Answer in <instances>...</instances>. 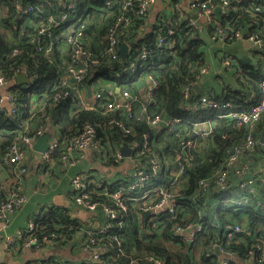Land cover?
Segmentation results:
<instances>
[{"label":"trees","instance_id":"1","mask_svg":"<svg viewBox=\"0 0 264 264\" xmlns=\"http://www.w3.org/2000/svg\"><path fill=\"white\" fill-rule=\"evenodd\" d=\"M71 2L73 7H67ZM125 2L0 0V74L15 81L19 73L26 71L29 78L27 84L20 85L15 81L9 89L16 98V112L0 108V165L9 169L10 177L6 180H9L10 187L14 185L9 192L10 189L0 183V204L13 191L22 193L18 189L21 178H16L15 166L7 164L6 157L13 143H21L20 131L26 124L34 128L28 132L29 135H34L38 127L59 131L58 146L52 154L55 159L66 152L70 139L89 124L96 130L94 142L105 153L107 165L116 163V154L122 151L123 146L131 147L138 143L131 154L134 159L131 170H142L146 179L134 190L130 189L131 181L126 177L117 182L91 181V196L98 202L94 215L100 221L98 227L85 226L72 215L70 207L50 206L33 215L29 222H33L36 228L30 235H56L44 247L59 245L63 248L73 240L71 246L82 255L81 260L74 264H129L135 258L144 262L145 257L150 255L161 257L165 264H221L225 251L233 252L236 257L229 264H264V113L254 122L238 124L231 118L220 117L219 114L225 111L222 109L202 108L196 112H185L181 106L185 100L184 87L191 83L193 89L188 102H196L206 94L219 102L232 100L237 108L251 106L252 102L246 100L259 95V83L264 77V10H256V6L264 0H229L218 16L221 23H211L214 40H220L221 35L226 34L225 41H231L239 33L248 39L256 36L261 41L260 47L255 44L254 53L259 57L255 62L237 68L233 60H229L230 65L226 64L228 59L223 60L225 66H232L238 71L237 87L219 83L220 91H196L194 88L197 83L195 76L202 68L208 67L205 55L207 42L199 35L198 23L192 26L188 19H162L141 36L147 14L136 13V0L132 1L128 10L124 9ZM210 3L214 7L222 6L223 0H211ZM30 7L33 8L31 11L28 10ZM62 14L67 15L68 22H60ZM121 16L128 17L130 24L118 27V56L112 59L106 35ZM169 23L176 24V31L170 35L166 34ZM82 24L85 26L81 30L82 35L76 37L77 43L92 52L89 63L98 60L97 68L95 65L88 66L89 76L84 81V87L103 95L98 106L92 109L78 105L75 85L63 84L71 69L82 68L72 60L78 45L68 41L70 35L77 34L75 31ZM42 28L44 32H41ZM160 34L167 36L162 46L158 45ZM122 42L131 47L126 60L120 56ZM144 49L148 50V54L142 57ZM150 78L158 83L152 103L146 101V86L142 89L138 84L139 80L147 82ZM116 88L126 90L135 97L133 117L130 119L122 109L107 112L104 107L118 98ZM110 91L113 95L109 94ZM34 103H37L36 107ZM157 115L164 118L182 116L184 120L176 123L172 131L167 128L155 130L149 121ZM195 119L212 120L214 144L210 143L211 147L201 154L193 153L198 166L186 165L184 175L188 181L184 188L175 191V217L170 218L172 214L169 212L156 215L163 222L153 227L151 217L144 215L145 204L141 198L155 188L172 189L170 183L177 170L175 157L181 151L187 133L192 131ZM118 122H123L124 128ZM145 135H149L148 139ZM249 135L254 139L252 148L245 146ZM235 147L240 149L237 165L229 171L226 183L218 185L216 171L227 168L228 159L236 153ZM155 155L160 162L156 172L151 164ZM243 167L247 171L239 173L238 170ZM202 179L209 182L207 187H201ZM249 180H252L251 184L247 183ZM245 183L246 186L242 187ZM118 189L123 190L125 209L111 197V193ZM76 194L74 188L71 201ZM223 200L229 202L224 203ZM104 205L113 207L118 217H107L102 209ZM108 223L113 224L112 231L118 235L120 243L112 242L109 233L106 234L102 243L109 242V246L114 248L104 253L99 261L92 262L83 250L88 231H98ZM188 223L204 224L203 231L197 233L191 243L185 236L176 235L175 231L177 226L185 228ZM236 224L246 231L237 233L230 240V227ZM28 237L26 232L23 237L17 238L9 251H14L16 247L25 249ZM216 242L221 244L224 254L212 248ZM115 252L121 255H115ZM45 262L67 264L59 263L54 257Z\"/></svg>","mask_w":264,"mask_h":264},{"label":"built area","instance_id":"2","mask_svg":"<svg viewBox=\"0 0 264 264\" xmlns=\"http://www.w3.org/2000/svg\"><path fill=\"white\" fill-rule=\"evenodd\" d=\"M133 0H126L124 9L128 10L129 6H132ZM156 0H136L137 2V11L136 13L139 15H148L151 6ZM190 1V7L196 11L198 14L206 16L207 19L212 21V19L215 16V8L210 1L211 0H189ZM111 0H108V3H110ZM229 4V0H223L222 8L226 7ZM17 5L21 7L20 2L17 1ZM73 3H68L67 7L72 8ZM33 8H28L29 11H31ZM257 11L264 10V2L258 6H256ZM190 21V24L192 26H197V19L196 18H190L188 19ZM69 18L66 14L60 15V22H68ZM130 24V19L126 16H121L118 18L117 23L109 28L108 33L106 35V38L109 42V53L112 57V59L116 58L117 50L116 47L119 44V34H118V27L121 25L123 27H127ZM84 24L80 25L75 31L77 33L76 35H70L68 41L71 44H76L77 40L76 37L82 35V29L84 28ZM217 27V26H216ZM45 29L42 28L41 32H44ZM176 31V24L169 23L166 27V34H173ZM162 33V30H161ZM236 35H239V33H236ZM167 36H164L162 34L159 35V41L158 45L162 46L165 43ZM227 38L226 34L221 35L220 40L225 41ZM250 40L253 41L257 46H261V41L257 39L256 36H251ZM49 51V49L47 50ZM148 54V50L144 49L142 52V57L146 56ZM92 56V52L89 50H84L81 46L78 45L77 49L75 50L72 60L73 63L76 65H81L82 68L79 69H71L70 76L64 80L63 84H69V85H75L74 91L75 94L79 97L78 105L81 108L84 109H92L98 106L99 102L101 101V98L103 97L101 92L97 93H89L88 89H85L84 87V81L88 78L89 72H88V66L89 65H95L97 68L98 66V60L94 59L91 63H89L88 59ZM231 61H226V64L230 65ZM98 71V69H97ZM209 72L208 67L202 68L199 74L195 76V79L198 82L202 81V77L206 75ZM73 79L77 80L74 81ZM13 81H10L5 77V75L0 74V108L5 109L9 108L12 113L16 112V98L11 95L9 89L12 86ZM146 83V101L154 102L152 95L155 91V88L157 87V81L155 79L150 78L149 81ZM260 93L256 98L253 99H247L246 102L251 103V106L249 108H237L235 104L232 102V100H222L218 101L213 98H211L209 95L204 94L199 98L196 102H188V98L191 96V91L193 89V85L187 84L184 87L183 93H184V102L181 105L182 110L185 112H196L202 108L206 109H222L225 110L221 114H219L220 117L223 118H231L232 120H236L238 124L242 123H251L256 120H258L262 114L264 113V77L260 81ZM6 89V92H2V90ZM116 93L118 94V98H115L113 101H109L104 107L107 112H113L118 109H122L123 113L126 115L127 118L133 117V110H134V102L135 97L131 96V94L126 90H121L120 88H116ZM110 95H113V92H109ZM92 98V99H91ZM91 99V100H90ZM184 120V117L180 116H173V117H167L164 118L160 115L155 116L154 118L150 119L149 123L150 126L153 129H161V128H167L168 130H174V125L176 123H180ZM211 119L207 120H201V119H195L193 122V129L191 132L187 133V138H185L182 141V148L181 151L176 155V163H177V170L174 172L173 180L170 183V188H155L151 192L146 193L144 196H142L141 199L144 200V215L147 211L151 212V220L153 221L152 226L158 227L163 221L158 220V217L156 215H161L163 213L169 212L171 215L170 218L175 217L173 215L175 213L176 203H175V191H178V189L184 188L188 181V177L184 175L186 165H189L191 167L198 166V161L193 157V153L201 154L203 150H208L210 146V143L214 144V140L212 138V135L214 133V127L211 124ZM120 127L124 128L123 122L117 123ZM253 126V125H252ZM34 128L30 126V124H26L24 129L20 131V142H15L9 147V151L7 153L6 157V163L15 166L14 175L16 178H23L24 174L29 171V167L26 165V159L27 154L31 150H34V144L38 137L42 134H44L47 131L46 127H38L36 131H34V135H29L28 132H31ZM96 136V130L91 125H86L81 132L73 136L70 141L69 145L66 149V152H64L59 158H53L52 154L55 151L56 147L58 146V140L59 138L51 137L50 140V147L45 152L42 153L41 157L44 162V164L49 166H54L57 162V160H60L59 164L62 166H75L83 161L84 149L91 148L95 145L94 138ZM149 135H145V139H148ZM147 143H145L146 145ZM254 144V139L251 135L247 137V141L245 143V146L247 148H252ZM138 146V143H135L134 146H131L132 148L131 154ZM236 148V153L233 154L227 161V168L222 170L216 171V178L217 182L216 184L224 185L228 178V173L234 166L237 165L238 162V153L240 152L239 147ZM74 151H79V153H74ZM131 154L129 156H125L123 152H117L116 154V163L121 162L122 160L126 158L130 159L131 165L134 159L131 157ZM152 170L156 172L160 167V162L158 159V156L155 155L152 160ZM247 171L246 167H243L241 170H238L239 173H245ZM126 179L131 181L130 189L134 190L136 189L140 183H142L146 179V175L142 170H131L130 169L126 172ZM102 175V174H101ZM97 180H103L106 182L101 176V179L98 177L95 178L94 181ZM92 180L88 177L87 174L84 173H77L72 178V184L73 187L77 190V194L74 196V203L90 212L93 216L96 215V212L98 210V202L94 201L91 196V190L89 189V184ZM248 184L252 183V180H249L247 182ZM243 184L242 187H245L246 184ZM209 185V182L206 179L201 180V187H207ZM111 197L116 200L118 205L125 209V203L123 198V190L118 189L116 192L111 193ZM27 201V197L24 193H21L19 191H13L10 196L3 201L0 204V238L4 240L5 248L7 251H9L10 246L15 243L17 238H21L24 236L26 232L29 233V237L25 241V249L26 248H33L37 250L44 249V244H47L52 241L54 237H56L55 234L49 235V234H43V236L39 237L35 233L33 235H30L35 230V224L33 222H29L24 228L19 230L15 234H8L7 228L11 224V216L13 212L20 208L25 204ZM224 203H228L229 200H223ZM237 202V201H235ZM241 204V202H237ZM105 214L109 218H117V212L116 210L108 205H104L102 207ZM121 226V225H120ZM186 227L177 226L175 228L176 235L185 236L188 241L194 240L197 233L199 234L204 229V224H195V223H188L185 225ZM33 230V231H32ZM113 224L108 223L105 226H102L98 231H88V239L84 242L83 250L88 253V256L92 262L99 261L101 256L104 253L110 252L111 248H114V246H109V242L102 243V240L105 238V235L109 233V237L111 238V241H119V237L117 234L113 233ZM147 230H150V227H147ZM246 229L236 224L234 226L230 227L229 231V239H234L235 235L237 233L245 232ZM188 233V235L186 234ZM101 241V242H100ZM217 247H220L222 254H224V249L222 248L220 243H213L212 248L217 250ZM261 249V247H260ZM217 252V251H216ZM226 254H224V258L221 261V264H229L231 261L235 260L236 257L233 252L231 251H225ZM221 254V255H222ZM115 255H121L119 252H115ZM129 264H165L164 260L161 257L150 255L145 257L144 262H139L136 258L132 259ZM242 264H248V263H242Z\"/></svg>","mask_w":264,"mask_h":264},{"label":"crops","instance_id":"3","mask_svg":"<svg viewBox=\"0 0 264 264\" xmlns=\"http://www.w3.org/2000/svg\"><path fill=\"white\" fill-rule=\"evenodd\" d=\"M224 10L225 8H222L221 12ZM220 13H215L210 22L206 16L198 14L190 7L189 0H156L147 15L141 36L153 29L154 24L162 19L185 21L192 17L196 18L199 24V35L207 42L205 55L209 72L202 77L200 89L195 90L220 91L219 83L237 87L236 73L238 71L232 66H225L223 60H233L238 65L237 68H241L243 65L255 62L259 57L254 53L255 43L244 35H236L227 42L212 39L211 23H221L218 18ZM244 60L248 61L245 62ZM2 92H6V89ZM36 105L37 103L33 104L34 107ZM48 130L51 131L52 137L59 138L57 129L49 127ZM74 153H79V151H74ZM83 154V161L75 166H62L59 164L60 160H57L54 166H49L44 164L42 157L38 156L36 150L28 152L26 165L29 167V171L24 174L18 185V189L26 195L27 201L13 212L11 224L7 228L8 234L17 233L29 223L33 215L50 206L70 207L72 215L82 221L85 226H99L100 221L97 216H93L87 210L77 206L74 201H71L74 191L72 178L77 173H84L92 181L98 177L101 179L103 176L106 182H117L126 177L125 172L130 169L131 162L129 158L125 157L121 162L107 165L105 153L96 143L93 147L84 149ZM10 173L5 165H0V183H4L3 186L6 189L14 187V185L10 187L9 180H6L10 177ZM11 189L8 191H12ZM71 242L73 240H70L68 246H63V248L59 245L52 247L46 245L42 250L16 247L11 252L6 250L4 240L0 238V264H36L38 262L49 264L45 260L50 257L56 258L59 263L74 264L81 260L82 255L75 247L71 246Z\"/></svg>","mask_w":264,"mask_h":264},{"label":"water","instance_id":"4","mask_svg":"<svg viewBox=\"0 0 264 264\" xmlns=\"http://www.w3.org/2000/svg\"><path fill=\"white\" fill-rule=\"evenodd\" d=\"M222 11V7L221 6H217L215 8V13L219 14ZM131 47L128 43L126 42H122L120 45V56L122 60H126V58L128 57L129 53H130ZM245 62H247L248 60H244ZM74 81H77L75 79H73ZM15 81H17L18 84L23 85V84H27L29 82V78L27 76L26 71H22L21 73H19L15 79ZM15 81H13V84L15 83ZM139 86L142 89H145L146 83L144 80H139L138 82ZM194 88L196 90L200 89V84L196 83L194 85ZM89 93L91 95L92 90H89ZM51 131L48 130L46 131L44 134L40 135L38 137V139L36 140L35 144H34V150H36L37 154L39 157H41L42 153H45L49 147H50V140H51ZM132 148L130 147H126L123 146L122 147V152L125 156H129L131 154ZM151 215L150 211H147L145 213V217L148 218ZM248 231H250V228L248 229ZM188 235V233H186ZM189 242L191 243L192 240H189ZM217 253L222 254L220 247H217Z\"/></svg>","mask_w":264,"mask_h":264},{"label":"rangeland","instance_id":"5","mask_svg":"<svg viewBox=\"0 0 264 264\" xmlns=\"http://www.w3.org/2000/svg\"><path fill=\"white\" fill-rule=\"evenodd\" d=\"M36 264H42V262H38V263H36Z\"/></svg>","mask_w":264,"mask_h":264}]
</instances>
